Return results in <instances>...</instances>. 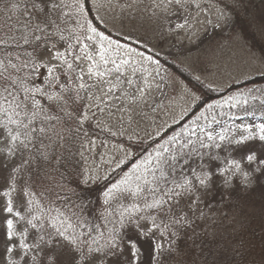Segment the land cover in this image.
Segmentation results:
<instances>
[{"label":"snow or ice","instance_id":"1","mask_svg":"<svg viewBox=\"0 0 264 264\" xmlns=\"http://www.w3.org/2000/svg\"><path fill=\"white\" fill-rule=\"evenodd\" d=\"M103 3L0 0L2 264H180V241L196 248L205 235L198 222L210 219L217 185L223 200L237 182L250 189L264 178V85L205 105L171 135L157 130L139 155L131 150L141 143L133 139L139 133L131 132L130 146L121 145L110 162L112 178L89 169L73 181L59 171L56 153L69 135L87 139L85 125L98 114L111 116L117 101L118 110L128 111L146 100L151 84L135 65L151 62L159 74V59L101 27ZM234 5L219 0L211 12L204 0H152L151 7L162 33L191 34L202 14L213 29L231 27ZM249 43L261 53L251 58V75L264 80V22L251 30ZM183 91L200 107V96ZM249 100L259 107L249 110ZM190 111L183 109L181 121ZM103 131L123 137L129 130ZM99 180L107 182L92 200L88 186Z\"/></svg>","mask_w":264,"mask_h":264},{"label":"rangeland","instance_id":"2","mask_svg":"<svg viewBox=\"0 0 264 264\" xmlns=\"http://www.w3.org/2000/svg\"><path fill=\"white\" fill-rule=\"evenodd\" d=\"M101 2L103 3V0ZM225 3H233V0H225ZM125 4L131 6L122 7ZM217 4H219V0H204L206 8L211 6V12L215 11ZM113 5L109 7L107 3H103L100 8L99 16L104 20L102 26L108 30L114 40H120L122 44L135 48L137 52L153 55L159 59V74H156L157 66L151 62L142 61L135 65L139 69L137 75L148 76L151 84L146 100L138 106H132L128 111L118 110L119 102L117 101L113 105L111 116L107 112L103 115L98 114L95 120L85 125L86 130L84 129V131L88 133V136L87 139L84 137L79 149L82 164L72 171H68L73 181L80 178L79 173L87 172L89 169L101 177H110L112 174L110 178L114 177L115 173L110 170V162L121 145L130 146L128 135L131 132L139 133L138 137H133V139L141 141V143H137L140 147L141 144L151 141L148 139L149 135H155L157 130H160L162 135L170 126L178 122L183 114V109H191L194 106L190 96H186L183 89H190L195 95L200 96L199 93L162 65L161 58L179 64L195 78L199 77V81L203 84H211L214 89L224 90L234 83L255 77L251 75V58L253 55H260V53L253 49L242 36L231 31V27L225 26L223 31L213 29L205 23V15L202 14L199 17V23L192 21L194 28L191 34L162 33L152 16V0H113ZM219 6L223 7V4ZM229 11L232 15V9ZM193 15L195 16V13ZM212 18L215 22V17ZM129 34H131V39L124 40V37ZM137 40L140 41L139 44L136 43ZM191 40L196 41V44L190 43ZM156 53H159V56H156ZM134 58L140 59L138 56H134ZM145 69L147 71H144ZM211 103L213 101L207 104ZM125 107L127 106L125 105ZM98 122L100 127H97ZM105 127H112L113 131L120 128L129 131L123 137H111L103 131ZM172 132L170 133L172 134ZM170 133L168 135H171ZM89 141H94V143H89ZM132 146L131 150L134 151ZM120 155L122 156V153ZM103 181L105 180L93 182L88 187L96 186ZM251 212L249 211V213ZM249 213L242 217L231 214L225 219L218 218L214 223L213 221L209 223V228L215 230L210 232L217 233L220 241L225 242V244L221 243L222 251L223 247L224 251H233L238 248L240 244L238 236L242 226L248 222L256 225L257 221L254 220L253 214ZM243 220L246 221L245 224L242 223ZM253 242L252 238L249 244ZM223 256L226 258L225 255ZM253 257L263 258L256 255ZM222 260L224 263L225 259ZM0 264H2V260H0ZM180 264H193V261L187 263L180 261Z\"/></svg>","mask_w":264,"mask_h":264},{"label":"trees","instance_id":"3","mask_svg":"<svg viewBox=\"0 0 264 264\" xmlns=\"http://www.w3.org/2000/svg\"><path fill=\"white\" fill-rule=\"evenodd\" d=\"M232 16L234 23L231 26V31L239 34L249 43V33L251 30L257 24L264 22V0H235ZM101 27L108 32L104 26L101 25ZM253 49L260 53L258 47H253ZM161 64L164 65L170 72L179 76L190 87L195 89L199 93L202 101V103H200V107H191V111L186 114L184 120L181 121L180 119L174 125L170 126L165 132L167 135L171 131H178L182 123H186L187 120L192 119L195 113L202 110L207 103L246 90L249 87L264 84V80H261L258 77H252L234 83L224 90L210 91L205 84H203L201 81H197L190 72L182 68L179 64L164 58H161ZM246 107H248L249 110H252V108H258L259 103L254 100H250ZM165 133L161 136H164ZM83 139V133H81L79 136L69 135L64 144L58 149L56 153V155L60 157V165L58 166L59 171L64 173V175L67 177L70 176L68 171H72L75 167L82 164V159L79 157V149ZM157 140H159V138H157ZM151 143L152 141L141 144L140 147H138V144L133 145L132 147L134 152L139 155L144 149L149 148ZM128 167H130V163L128 164ZM124 170H127V168H124ZM3 175V171H0V177ZM106 182L107 181L105 180L96 186L90 187L92 189V195L89 198L95 200L99 195V192L102 191ZM72 186V184L66 183V187ZM222 192V186L217 185V190L214 193V197L209 198L210 202L214 205V210L212 213H210V219L207 221L198 222L200 223V228L198 231L205 232V235L195 241V244L198 247L193 248L191 246L193 244L192 240L182 239L179 243L182 255L177 258V261H182L184 263L195 261V264H209L216 257L215 259H219L221 264H264V178H260L258 182L250 189L242 188L237 182L232 191L231 198L225 195L223 196L222 200ZM249 211L252 212L249 213ZM247 213L253 214L255 218L254 220L257 221L255 223L256 225L248 222L246 225L242 226L239 231L240 235L238 236V242L240 243L238 248L234 249L233 251H224L225 248L223 247L222 251L221 243L225 244V242L220 241L217 233L213 234L210 232L215 230L214 228L213 230L209 228V223L212 221L214 223L215 220H218V218L225 219L231 214L242 217ZM3 217L4 214L0 213V221H2ZM242 223L245 224L246 221L243 220ZM252 238L254 242L249 244ZM2 243L3 232L0 230V245H2ZM200 246H202L203 251H201ZM145 248H147V245H145ZM209 250H211L212 254L208 256L207 261H204L203 257L209 252ZM217 253H219V256H217ZM223 255H225L226 258ZM254 255L261 256L263 258H254ZM223 258L225 259L224 263H222Z\"/></svg>","mask_w":264,"mask_h":264}]
</instances>
